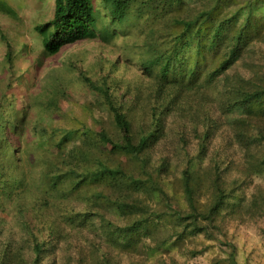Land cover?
Segmentation results:
<instances>
[{
  "label": "trees",
  "instance_id": "16d2710c",
  "mask_svg": "<svg viewBox=\"0 0 264 264\" xmlns=\"http://www.w3.org/2000/svg\"><path fill=\"white\" fill-rule=\"evenodd\" d=\"M47 5L51 17L34 24L45 55L98 38L123 62L76 71L93 127L54 124L76 100L62 80L19 97L7 84L0 264H119L198 234L226 246L213 264H242L225 227L264 221V184L253 180L264 175V0ZM0 35L11 77L26 44Z\"/></svg>",
  "mask_w": 264,
  "mask_h": 264
},
{
  "label": "rangeland",
  "instance_id": "374dc122",
  "mask_svg": "<svg viewBox=\"0 0 264 264\" xmlns=\"http://www.w3.org/2000/svg\"><path fill=\"white\" fill-rule=\"evenodd\" d=\"M48 2L49 0H0V34L1 32L6 34L8 39L15 40L18 44H26L21 54L18 53L13 68L15 73L10 77L4 60L5 42L0 35V96L5 91L7 82H13L20 76V84H15L13 89L14 96L17 97L24 95L27 89L35 92L47 83L51 88L54 80L59 79L67 85L69 93H73L76 100L70 102L68 99L65 105L70 109L71 116H68L67 120L58 118L54 124L63 128L79 126L82 123L93 127L96 123L81 110L82 101L91 99L92 95L87 92V87L78 83L76 71L82 67L86 73L94 72L95 63L100 59H104L103 63L107 65L116 57L121 62L123 58L118 57L116 52L109 51L111 47L106 46L98 38L69 43L56 54L45 55L35 34L34 24L51 17L52 9L47 5ZM18 44L15 45L16 51L20 46H17ZM136 69L137 66L132 65L128 68V72L131 73ZM121 71L122 69L119 68V72ZM102 114L105 125L109 130L114 131L111 117L106 112ZM253 180L264 184V175L254 176ZM245 191L248 195L251 190L246 188ZM263 230V220L228 222L225 227V239L235 245V257L239 263L264 264ZM225 248V245L198 234L186 237L180 246L173 247L166 253L154 254L150 257L144 254H121L119 264H213L215 259L225 256Z\"/></svg>",
  "mask_w": 264,
  "mask_h": 264
},
{
  "label": "clouds",
  "instance_id": "9594fccd",
  "mask_svg": "<svg viewBox=\"0 0 264 264\" xmlns=\"http://www.w3.org/2000/svg\"><path fill=\"white\" fill-rule=\"evenodd\" d=\"M50 56H51V55H50ZM23 76H24V75H23ZM18 79H19V78H17V79H16L15 81H13V82L8 81L7 84L9 83V84H11V85H15V84H17ZM20 82H21V79H20Z\"/></svg>",
  "mask_w": 264,
  "mask_h": 264
}]
</instances>
